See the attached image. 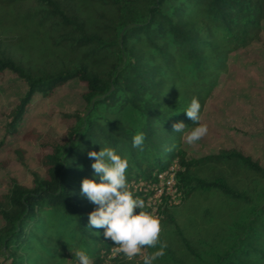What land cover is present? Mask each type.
I'll return each mask as SVG.
<instances>
[{"label": "trees", "instance_id": "1", "mask_svg": "<svg viewBox=\"0 0 264 264\" xmlns=\"http://www.w3.org/2000/svg\"><path fill=\"white\" fill-rule=\"evenodd\" d=\"M81 3L87 13L113 9V15L98 18L109 25L91 33L59 0H9L13 25L2 33L14 40L21 30L34 28L38 34L33 46L44 62L29 68L21 42L0 57V76L11 73L27 85L25 95L4 116L0 151L21 135L37 98L50 97L75 81L85 92L81 111L61 114V137L36 132L23 136L40 149L44 175L33 173L31 187L10 179L0 196V264L2 259L9 264H76L78 249L87 252L93 264H143L122 253L123 261L120 255L109 258L114 242L103 236V229L86 228L94 205L81 195L80 183L93 178L95 159L87 153L105 147L127 158L128 188L143 199V211L152 214L148 200L156 194L159 175L175 162L176 188L184 202L213 196L225 202L224 210L214 211L216 217L206 211L186 233L174 220L175 205L164 195L156 216L173 228V243L160 241L167 247L154 264H264L261 163L236 150L190 158L181 139L195 126L183 113L191 99L200 101L202 118L229 59L261 29L264 0ZM31 8L38 10L20 14ZM81 50L87 51L84 61L66 67ZM112 58L118 62L111 64ZM176 122L187 126L184 133L173 131ZM138 132L145 134L144 142L133 147L132 136Z\"/></svg>", "mask_w": 264, "mask_h": 264}, {"label": "rangeland", "instance_id": "2", "mask_svg": "<svg viewBox=\"0 0 264 264\" xmlns=\"http://www.w3.org/2000/svg\"><path fill=\"white\" fill-rule=\"evenodd\" d=\"M59 1L68 14H75L80 21L85 22L86 29L91 33L99 27L102 29L109 25L107 22L98 21L100 15L114 13L110 7L99 8L93 13L84 12L81 3L84 0ZM37 10L38 8L24 9L20 14L28 16ZM12 17L9 0H0V57L10 54L13 48H19L18 44L21 42L23 51L29 56L28 67L33 69L42 67L44 60L41 58L40 49L33 46V39L38 34L33 30L34 28L21 30L19 38L14 40H8V35L2 33L6 28L12 27ZM86 52L81 50L72 56L71 64L68 63L66 67L70 68L73 64L83 62L85 59L83 55ZM117 62V58L111 59V64ZM57 65L62 66V62ZM26 91V83L11 73L6 72L0 76V140L5 125L4 116L15 108L17 101ZM84 92L82 84L75 81L55 90L50 97H40L35 100L21 135L11 140L0 151V196L7 192L10 179H15L25 187H31L33 173L44 175L40 164V149L25 140L23 136L28 132H36L47 137H61L65 132L61 114L81 111L83 109L81 95ZM201 123H206L208 126V132L204 137L192 145H188L183 140L182 148L190 158L198 159L217 154L222 150H236L254 161H259L264 169V23L259 32L252 35L247 46L229 59L228 69L208 101ZM177 169L178 164L175 162L166 172H176ZM170 202L175 205L172 211L174 220L186 233L191 232L192 225H197L206 211H210V216L216 217L217 213L214 211L226 208L224 200L216 196L192 203L184 202L177 196ZM159 204L155 198L148 201V206L153 208L152 215L156 216V206ZM189 210L192 211L188 212ZM160 225L159 241H164L166 244L173 243V228L164 221H160ZM150 249L144 247L142 253L131 260L137 263L143 261V256L147 255ZM118 255L121 261L125 259L124 255L122 256L115 249L109 258ZM2 263L9 264L5 259H2Z\"/></svg>", "mask_w": 264, "mask_h": 264}, {"label": "clouds", "instance_id": "3", "mask_svg": "<svg viewBox=\"0 0 264 264\" xmlns=\"http://www.w3.org/2000/svg\"><path fill=\"white\" fill-rule=\"evenodd\" d=\"M202 105L193 97L184 110L194 127L184 133L187 126L183 122L173 123L174 132L184 133L181 137L188 145H192L208 132L206 123L201 121ZM144 133L132 136V146L140 147L144 142ZM87 155L95 158L91 163L93 178H84L80 183V193L94 205L87 214L89 230L103 229V236L114 242L115 250L131 260L142 253L145 246L158 249L143 256V264H154L164 255L167 245L159 241L161 232L160 220L149 212L143 211L144 201L133 195L126 180L128 160L121 157L113 148L105 147L97 151H89ZM139 209L138 212H134ZM76 264H93L90 255L83 250L75 251Z\"/></svg>", "mask_w": 264, "mask_h": 264}, {"label": "built area", "instance_id": "4", "mask_svg": "<svg viewBox=\"0 0 264 264\" xmlns=\"http://www.w3.org/2000/svg\"><path fill=\"white\" fill-rule=\"evenodd\" d=\"M159 181H160L159 185L155 186L156 194L152 198L157 199L159 203L161 202V199L163 198L164 195L168 198L169 202L174 197L179 196V198H181V194L176 188V178L174 171L163 172L162 174L159 175Z\"/></svg>", "mask_w": 264, "mask_h": 264}]
</instances>
